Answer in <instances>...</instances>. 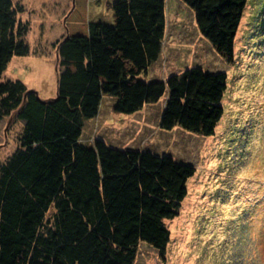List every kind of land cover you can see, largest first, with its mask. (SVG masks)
<instances>
[{
  "label": "trees",
  "instance_id": "obj_1",
  "mask_svg": "<svg viewBox=\"0 0 264 264\" xmlns=\"http://www.w3.org/2000/svg\"><path fill=\"white\" fill-rule=\"evenodd\" d=\"M203 38L231 61L246 0H179ZM166 0H116L112 25L88 23V62L59 63L57 92L41 99L19 80H0V120L22 125L19 146L0 165V264H134L140 244L161 257L193 166L168 154L81 142L98 115L101 79L117 85L113 111L132 115L166 96L160 129L213 136L227 78L200 67L148 80L162 52ZM14 0H0V76L25 57L28 25Z\"/></svg>",
  "mask_w": 264,
  "mask_h": 264
},
{
  "label": "rangeland",
  "instance_id": "obj_2",
  "mask_svg": "<svg viewBox=\"0 0 264 264\" xmlns=\"http://www.w3.org/2000/svg\"><path fill=\"white\" fill-rule=\"evenodd\" d=\"M115 1L14 0L23 9L17 20L28 25L30 52L13 57L0 80H19L41 99L54 98L59 63L88 62V23L112 25L108 7ZM165 16L162 52L148 80L165 82L192 67L223 72V114L214 135L162 131L166 96L132 115L116 114L117 85L101 79L99 112L84 121L81 142L168 154L195 169L178 216L165 221V255L140 244L134 264H264V0H246L231 61L201 36L182 2L166 0ZM21 131L15 117L0 120V165L18 148Z\"/></svg>",
  "mask_w": 264,
  "mask_h": 264
},
{
  "label": "crops",
  "instance_id": "obj_3",
  "mask_svg": "<svg viewBox=\"0 0 264 264\" xmlns=\"http://www.w3.org/2000/svg\"><path fill=\"white\" fill-rule=\"evenodd\" d=\"M173 3H175V4H176L177 2L173 1Z\"/></svg>",
  "mask_w": 264,
  "mask_h": 264
}]
</instances>
